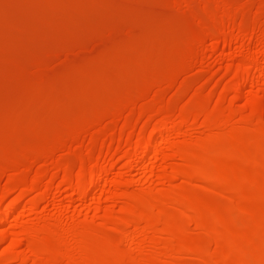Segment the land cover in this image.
<instances>
[{"label": "rangeland", "instance_id": "1", "mask_svg": "<svg viewBox=\"0 0 264 264\" xmlns=\"http://www.w3.org/2000/svg\"><path fill=\"white\" fill-rule=\"evenodd\" d=\"M221 27L228 34L215 35ZM239 35H248V40L238 43ZM263 51L264 0H0V197L11 181L15 189L10 191L8 202L25 196L24 190L46 169L41 185L26 195L27 201L36 199L45 183L63 180V168L69 167L66 177L72 180L80 171L85 177L96 162L107 169L116 163L109 171L110 179L122 182L123 191L128 193L116 196L115 204L112 199L103 202L101 199L113 190L111 184H104L97 195L88 198L102 205L101 212L75 217L66 198L72 191H63L61 199L55 201L57 191L51 185L45 194L47 201L35 210L27 204L21 206L20 221H14L21 227L14 231L54 229L48 235L37 234L40 241L45 236L39 243L48 251L65 245L62 230L72 222L89 221L93 244L76 253L65 248L67 256L56 257V264L66 262L65 257L69 261L68 251L71 255L82 251L79 255L86 256L84 262L92 264H213L198 253L177 252V244L166 241L162 234L153 243L142 244L145 253L153 246L159 248L146 254L136 251L131 240L118 243L116 224L106 223L104 210L109 209L115 220L127 219L120 210L131 195H139L133 198L142 203L150 192L178 190L203 202L219 222L238 225L236 236L256 228L264 216V169L251 173L255 160L264 158ZM244 67H250L254 78L246 95L235 100ZM148 118L158 128L170 118L167 134L177 132L186 122L193 124L185 135L176 137V143L194 151L213 149L210 164L198 173L212 177L215 186L244 180V186L231 198L234 201L227 194L210 193L199 179L190 182L177 176L167 182L172 168L187 164L174 155L167 164L161 163L168 168L161 167L158 161L167 152L163 148L141 164L158 163L155 176L138 175L130 169L137 155L158 144L162 133L152 142L134 135L131 149L114 156L126 134H136ZM96 130L101 133L93 144ZM92 145L101 151L88 153ZM79 159L85 161L78 171ZM83 179L86 186L88 178ZM146 193L149 195H140ZM243 199L255 201L258 211L238 210L235 202ZM174 209L163 207L176 218L182 215ZM179 218L189 237H201V230L183 215ZM258 229L264 235V224ZM125 232L132 236L134 229L125 227ZM27 239L18 247L19 260L8 264H21L22 259L28 261L24 264L30 263L33 257L26 249ZM207 244V239L202 240L197 248ZM239 245L232 249L233 257L242 264H263L264 238ZM165 248L170 250L165 253ZM120 251L129 252V257H122L128 259H121Z\"/></svg>", "mask_w": 264, "mask_h": 264}, {"label": "bare ground", "instance_id": "2", "mask_svg": "<svg viewBox=\"0 0 264 264\" xmlns=\"http://www.w3.org/2000/svg\"><path fill=\"white\" fill-rule=\"evenodd\" d=\"M224 29H225L224 27L218 28L214 32V34L215 35L216 34L221 35V34L225 33L226 30H224ZM225 34H228V33H225ZM225 34H223V35H225ZM250 36L253 37V35H251V34H250ZM247 37H249V36L248 35L247 36H245V35L240 36L239 35V37H237L238 43L239 42L242 43V42L246 41ZM217 46H218V42H217V44L214 43L213 47L216 48ZM262 66L261 67L263 70L261 72L264 71V63ZM261 75L264 76V73ZM252 77L253 76L250 72V67L242 68V72H241L240 77H239V83H237V87L235 88V98H234L235 100H239L240 98H243V96L246 95L247 88H248V86H250V83L252 82L251 81ZM216 117L217 116H213L214 119H216ZM208 118H211V116ZM169 121H171L170 118H168L167 121H164L163 122L164 124L161 123L162 126L158 128L159 125L157 124L158 125L157 126L156 124H153V119L151 120L148 118L146 120V122L143 123V125L140 127V129L137 131L136 134L135 133L126 134L127 138H125L124 144L122 146L117 147L115 149L113 155L116 156L120 152H128L129 149H131L130 147L132 146V141H133L134 135H138L140 137H143L144 139L146 138L147 141L152 142L156 138V135H159V133L161 135V133H162V136H158L159 137V139L157 140L158 142L156 141L158 144L155 143L156 145H154V146L152 144L151 148H149L146 151H143L139 155H137L135 161L131 164L132 168H130L128 166L130 169L134 170L138 175H144L145 174L146 176L150 175V177L155 176L156 174H153V173H155L154 171L156 169L155 165L160 163L161 167L165 166V165H162L161 163L167 162V159L176 155V156L180 157L181 159H183V161L186 160L187 166H184L182 168H177V167L172 168L171 171L169 172V174L167 175L166 180H169L167 182H171L170 180L174 179L177 176H182L186 180H189L190 182L192 179H193L192 180L193 182L195 179H196L195 181H198V179H199V181L201 180L200 182L203 181V183H205V185L207 186V188L206 187L205 188L210 193L218 194L217 196L220 195L221 197L223 195L227 194L229 196L228 199H231L233 194L238 189H240L242 186H244L243 185L244 180H228V181L222 182L221 184L215 186L212 184V182H213L212 177L199 175L198 170H200L203 166L210 164V160L213 158V155H214L213 154L214 150L210 149V148H205L201 151H194V150H192V148H189L188 146L182 145L180 143H176L177 142L176 139L180 138L179 137L180 135L181 136L185 135V133H186L185 131L190 129L193 124L191 125V123H188V122H186L184 124L182 123L183 125L180 128H178L177 132H175V133L172 132L173 134H167L166 133V130H167L166 126L170 125V124H168ZM201 129L204 130V128H201ZM96 132H97L96 136L95 137L93 136L94 138L91 139L93 144H94V141L96 140V137L101 133L100 130L99 131L96 130ZM120 132H122V131L120 130L117 133V139L118 138L120 139V136H121ZM124 132L125 131H123L122 134H124ZM110 137H111V135H110ZM114 139H115V137H114ZM110 140H111V138H110ZM117 141H119V140H117ZM111 142H115V141H111ZM169 145H171V147L167 148L165 150L164 147L169 146ZM162 148L164 149L163 151H167V152H164L161 155L158 163H156L155 165H153V164L141 165L148 158V156H150L151 154H154L156 152V150L158 151V150H161ZM97 149H98V147H96V146H93V145L91 147L89 146L88 153L94 152ZM99 149H98V151L100 152L101 149L100 150ZM113 155H111V156L113 157ZM81 161L82 160L79 159L78 160L79 164L78 163H77L78 165L76 164V166H78L77 170L78 169L81 170L82 169L81 167H83L82 162L85 160L83 159V161L82 162ZM80 163L82 164V166L80 165ZM96 163L94 166H92V168L90 169L89 172H87V173L85 172L86 173L85 177H83L84 173H80L82 171L78 172L79 171L78 170L77 176L75 177V179H72V180H69L66 177V175L68 176V173H66V171L68 172L69 167L63 168L62 172H61L62 173L61 177L63 178V180H61V182H58L57 184L56 183L54 184L53 182L51 184H50V182L45 183L43 192L42 193L40 192L41 195L39 194L36 199L32 198L31 200L29 199L27 201L26 195L31 191H36L35 188L42 181L40 179L43 176L44 172L47 171L46 169L40 171L39 175H37V177L34 178V180L32 181L31 185L28 188H26V189L24 188L25 189L24 192L27 193V194H25V196L24 195L20 196V197L17 196V198L15 200L13 199V201L8 202V195H9L10 191H13L15 189V188H13L14 183L11 184L12 183V181H11V183H8L9 185H7V186H5V188H3L4 193L0 197V245L2 243H3V245H5V244H7V245H5L4 247L2 245L0 247V248L3 247L2 251L0 252V254L2 253V256H0V264H8V262H10V261H12V263H13L14 260L15 261L19 260V257H18V254H19L18 249L19 248L18 247L20 246L22 239L25 237L28 238L27 244H26V247H27L26 249L28 252H30V254L33 257V259L30 260V263H28V264H31V263L32 264H56L57 261L55 262L54 260L59 258V256H60V258H61V256H63V257L65 255L67 256V251H66L67 249L68 250L72 249L73 251H71V252L74 253V251H75V253H76L77 252L76 250L88 248L93 244V239H92L93 236H92V232L90 230L91 225L88 224L89 221H86L84 223L80 222V221L79 222L76 221L75 223L72 222V224H70L66 229L62 230L63 231L62 233L67 238V239H65L63 236V242H65L64 241V239H65L66 243H64V244L66 245L67 243H70L69 244L70 246L68 244L67 245L69 247L62 245L60 247V249H54V250H48V251H45L43 249L42 245L39 243V242L43 241L45 236L40 241L39 236L37 234H40V233L45 234L46 233L45 235H48L47 233L50 234L52 231H54V229L51 230V228L39 227L37 230H35V229H24L22 232L17 233L14 230H16V227L18 228L19 225L21 227V224L18 222L16 223L14 221L15 220L17 221L18 219H20V217H21L20 211H21L22 205L27 204L28 207L30 206L31 210H35L41 203H43V201H47L45 198V196H46L45 194L47 193V190H48L49 186H51V185H52L51 187H54L57 191L56 195H54L55 197H53L55 201H58L59 199H61V196L63 195L62 194L63 191L64 192H65V190H71L72 191V194L69 196L67 194L66 198H67L68 203H69L68 207L70 209L72 208L73 211L75 212V217H78V216L79 217H81V216L86 217V216H89L93 211L101 212V209H102L101 206L102 205H100V203L95 205L94 202L92 200L89 201L88 198L91 197L92 194L96 193V195H97V193L100 192L101 189L103 188L104 184H108V185L111 184V186L113 187V190L111 191V194H109L106 198L101 199V201H103V202H105V201L109 202V200H111V199L114 201V198L116 196L125 195V194L127 195L128 193H125V191H123L124 184L122 182H120V181L118 182L117 180L115 181L114 178H113V180L110 179L112 177H110L109 171L114 169V166L116 163L114 165H110L109 169H107L106 166H105L106 167V169H105L104 166H102L101 164L99 165L98 163L96 164ZM165 164H167V163H165ZM79 166H81V167H79ZM167 166H165V168H168ZM75 167H73V168H75ZM259 168H261V170L264 169V158H258L255 160V162L253 163V169H252L251 173L253 174V170H254V174H255V170H257ZM71 170H72V168H71ZM162 170H165V169H162ZM58 171H61V170H58ZM258 171H256V173ZM157 172L159 173L160 170L159 171L157 170ZM58 173H60V172H58ZM58 173H55V176ZM45 174H44V176H46ZM80 174H82V175H80ZM44 176H43V179H44ZM108 176H109V178H106ZM161 176H163V175H161ZM164 176H163V179H164V181H166ZM83 178H85V179L88 178L87 180L89 182L87 183L86 186L84 185V183H82L84 180ZM160 179H162V178L160 177ZM52 181H54V180H52ZM161 183H162V180H161ZM147 194L149 195V193L140 194V195L145 197V195H147ZM127 196H125V198ZM129 196H130V194H129ZM133 196L134 195L130 196V198H129L130 201H129V199H127V198L125 199L123 197L126 200L125 204H127V201L129 203L124 208H122L120 210V213L121 212L124 213V215L127 216V219L115 220V218H112L111 216H109L108 212L110 210L105 209L104 211L107 210L105 212L107 217L104 218V220L106 221L107 224H112V223L114 225L116 224L115 228H117V232H118V237L116 238V241L118 243H120L121 241H125V240H126V242L128 240H131L130 243H133V246L136 245V247H134V249L136 251H139V252L143 251V254L145 252H144L143 248L141 247V246H143L142 244H144V243L147 244L148 242L153 243L155 238H157V236L162 234V235H165L164 237H167L166 241L175 242L177 244L176 249L178 250L177 252H179V253L180 252L181 253H184V252L185 253H192L193 252L194 254L198 253L196 255L200 254L203 257H206V259L208 260L207 262L213 263V264H242L241 260L232 256V249L235 246L237 247L239 244L241 245L243 243L244 244L257 243L262 238H264L263 233L262 234L259 233L260 229H258L262 224H264V216H263L262 220L260 221V223H258V225H256L257 226L256 228H253V229L249 228L250 230H248V228H247L248 231L243 233V235L239 234L236 236L235 234L238 232V230H237L238 225L236 226L234 224L233 225L232 224H224L222 222H219L216 218H214L212 216L211 212L207 209L206 205L203 202L197 201V200H195L189 196L187 197L185 194H183L182 192H180L178 190L159 192V193H155V194L150 192V195L145 197L146 201L144 199V201H142V203H140L141 199H139L140 201L137 200L138 199L137 197H140L139 195L134 196L137 199L133 198ZM117 199H119V197L115 198L116 201H117ZM60 201H62V200H60ZM111 201H110V203H111ZM231 201H234V200L231 199ZM103 202H101V203H103ZM76 203H78L80 205L76 206L77 205ZM115 203L116 202L114 201V204ZM235 203H236L237 209L240 211H242V210L258 211V209H259L258 204L255 201H253L252 199H243L240 201H236ZM140 204H143V207L138 208L137 205H140ZM78 207L79 208L82 207L83 210H82V208H80V210H79ZM163 207L175 208L174 210L177 209L176 211H179V213L182 214L183 217H185L188 222H190L196 229L201 230L203 232L201 237H197L196 239L189 237V235H187V233L183 230V223H180L178 220L179 217H180L179 219H181L182 215H180L176 218V217H174L173 214H167L163 210ZM154 210H156V213L152 214L151 212H154ZM18 221H20V220H18ZM91 222H93V221H90V223ZM108 222H111V223H108ZM181 222H183V221H181ZM36 224H37V222H36ZM118 227H121V228L118 229ZM125 227H131L134 229V233L132 234V236H128L126 234ZM50 230H51V232H50ZM54 233L56 234V231ZM57 233H58V231H57ZM59 235H61V234H59ZM52 236H54V235H52ZM37 238L39 239V241ZM60 238H62V237H60ZM90 238H91L92 242H90ZM205 239L208 240L207 246L205 248L203 247V249L202 248L199 249V247L197 248V245L202 240H205ZM60 240H61L60 243H63L62 239H60ZM68 241H70V242H68ZM63 246H65V247H63ZM164 247H166V246H164ZM65 248H66V250H65ZM152 248H154V250L159 249V248H156V246H153V247L148 248V249L146 248L147 249L146 251L149 252V250H152ZM80 250H78V251H80ZM130 250H132V249H130ZM154 250L152 252H154ZM169 250H168V248L167 249L165 248V249H163V252L166 253ZM69 252L70 251H68V257H67V258H69V261L66 260V257H65L63 259L66 262H64V263L62 262L63 264H92V262L90 260L91 258L89 259V262H91V263L84 262L85 260L83 257H86V256L84 254H83L84 256H80L82 251H81V253H79L80 255L74 254L76 257H79V258H76V260L72 259V258H75V256L71 255V252L70 253ZM177 252H175V253L178 254ZM127 253L129 254V252H126L124 254L123 251H120L118 253V256L121 257V259H128L127 257H129V255ZM150 253H151V251H150ZM3 254H4V256H7V257L5 258L3 256ZM143 254H141V255H143ZM69 255H71V257H69ZM125 255H127V257L122 258ZM138 255H140V254H138ZM72 256H74V257H72ZM57 260L59 261V259H57ZM26 261H27V259H22L21 264L26 263ZM86 261L88 262V260H86ZM129 264H131V263H129ZM263 264H264V262H263Z\"/></svg>", "mask_w": 264, "mask_h": 264}]
</instances>
